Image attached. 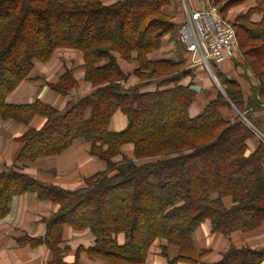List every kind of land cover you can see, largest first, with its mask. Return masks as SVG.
<instances>
[{
  "label": "trees",
  "instance_id": "trees-1",
  "mask_svg": "<svg viewBox=\"0 0 264 264\" xmlns=\"http://www.w3.org/2000/svg\"><path fill=\"white\" fill-rule=\"evenodd\" d=\"M246 1L227 0L226 7ZM255 2L234 28L258 85L250 86L245 99L238 82H225L229 100L219 94L202 114L191 118L196 92L180 84L182 75L153 81L162 67L175 65L148 60L173 31L164 10L171 0H119L109 5L106 0H0V120L27 127L17 139L21 147L14 166L0 172V218L9 214L16 197L26 193L59 206L44 220L45 237L29 238L33 245L49 248L51 264H69L64 258L69 248L63 246L67 227L88 230L94 246L80 248L79 253L85 251L90 259L108 264H145L157 240L179 250L171 258L163 248L170 264H262L264 249L234 245L218 262L208 263L205 259L212 251H198L193 242L207 221L213 232L225 236L253 233L264 225V141L251 151L248 142L255 132L240 115L232 121L221 113L231 107L230 101L262 130L254 114L264 110V0ZM255 15L261 20L254 21ZM60 49L82 53L84 82L93 90L69 101L62 111L38 99L10 104L8 97L35 64L47 63ZM114 53L124 59L136 55L140 65L136 76L142 84L122 85L127 77ZM170 84L174 87L161 90ZM49 85L68 97L79 83L65 69ZM118 111L128 125L113 132L111 122ZM37 116L46 120L38 129L32 126ZM78 139L87 142L90 154L105 166L86 179L84 189L69 191L23 172L29 163L63 154ZM128 145L134 147L132 156L122 151ZM137 229L144 232L139 238Z\"/></svg>",
  "mask_w": 264,
  "mask_h": 264
},
{
  "label": "crops",
  "instance_id": "crops-1",
  "mask_svg": "<svg viewBox=\"0 0 264 264\" xmlns=\"http://www.w3.org/2000/svg\"><path fill=\"white\" fill-rule=\"evenodd\" d=\"M198 5L199 3L193 8H197ZM255 5V0H247L241 9L248 11L254 8ZM235 8L237 9V7ZM260 20V15L254 16V21ZM180 44L184 48L181 42ZM57 53L58 51L55 54ZM156 55L157 53L154 57ZM162 59L164 58H158V60ZM59 61L61 59L56 58L55 62L57 63L50 62V66H48L49 64L45 65L47 69L43 70L42 74L40 73L42 68L38 66L39 64H35L34 69L38 70V75L35 78L31 77L24 80L8 97V102L14 105H25L32 104L38 99L58 108L60 111L65 110L67 103L75 99V97H63L48 86L49 82L54 79L57 80L63 72L60 70L62 68ZM63 69L65 70V68ZM79 72V77H76L82 83V71L80 70ZM37 79H43V81L34 82ZM83 87L86 91L90 89L89 84H85ZM193 110L194 105L191 109V114ZM45 121V118L37 116L32 121V126L37 129L41 128ZM127 125V117L118 111L112 119L111 131H123L127 128ZM26 129L27 127L12 121H0V172L7 167L14 166L15 158L21 147L17 139L23 135ZM123 150L124 153L127 152L128 156L133 155V147L131 145L125 146ZM104 169V164L97 157L90 154V145L78 139L61 155L41 158L27 164L24 168V173L44 183L69 191H77L87 186V178ZM58 210L59 206L49 201H41L35 194L26 193L16 197L10 205L9 214L4 218H0V264H51L53 254L49 248L44 244L33 245L29 238H44L47 232L44 220L50 218ZM193 242L198 251L211 250V255L205 261L214 263L221 259V255L227 251L231 244L238 248L250 246L256 249H264V225L253 233H235L227 238L213 233L211 224L206 222L195 232ZM94 243L95 239L88 230L75 232L71 227L65 228V245L63 246L69 248L64 255L65 261L69 264L77 261L80 264H108L101 260L90 259L85 251H80L79 253L80 248L89 249L94 246ZM163 248H166L165 250L171 258L179 254V250L174 246H169L167 241L157 240L152 245L145 264H170L169 259L163 255Z\"/></svg>",
  "mask_w": 264,
  "mask_h": 264
},
{
  "label": "rangeland",
  "instance_id": "rangeland-1",
  "mask_svg": "<svg viewBox=\"0 0 264 264\" xmlns=\"http://www.w3.org/2000/svg\"><path fill=\"white\" fill-rule=\"evenodd\" d=\"M119 0H106V3L113 4ZM202 0H171V5L166 7L165 13L171 17V23L173 24V31L166 35L163 38L162 41V46L159 50L151 53L148 55V60L156 63L160 61H170L174 63L175 66H168V67H162L161 72H160V77L155 78L153 81H161L163 79H174L180 75L183 76L180 84H185V86H191V88L196 92V101L190 106L189 108V115L191 118H195L202 114L204 110L208 107L210 102L217 100V97L219 94L223 95L227 101L229 100L227 95H226V85L225 82H238L240 86L243 88L244 92V97L247 99L250 95V86L251 87H256L259 83L258 79L256 78L255 74L251 69L248 68L246 58L244 56L243 51L240 50L239 48V40H238V47L236 49L234 59H230V63L228 64H210L208 67L205 65H200V66H195L191 62V57L190 55L186 52V49L182 47L180 44V37H179V29L182 23L186 20L187 17V11L191 10L197 3L200 4ZM209 3L213 4L214 0H208ZM227 0H222L220 3H214L215 6H218L221 8L223 11L224 18L229 21L232 26H235V23L237 22V18L242 15L247 13L248 11H245L244 9H241L242 6H238L237 9L235 8H227L226 7ZM123 14L129 18L128 12L125 11ZM131 18V16H130ZM129 18V19H130ZM131 20V19H130ZM254 20V18H253ZM235 29V28H234ZM236 31V29H235ZM237 32V31H236ZM88 40L91 39L90 36L88 37ZM86 38V39H87ZM71 50V51H67ZM247 50V49H246ZM58 53L54 54V59L53 56L52 58L47 62V63H40L37 62L36 64H39L42 68L41 74L43 73V70L47 69V65L50 66V62L54 63L57 59H61L59 61L61 64L60 70L64 71L63 68L70 70L73 72V76L75 79L78 81L79 86L73 92L71 93V97L77 99L78 97H81L85 94L90 93L93 90V85L87 82H84L85 80V62L83 55L80 51L75 50V49H60L57 50ZM56 51V52H57ZM55 52V53H56ZM157 53V55L154 57V55ZM114 56L116 58L117 64L122 70V72L126 75L127 80L122 82V85L125 86V88H129L131 86H138L142 84L141 80L136 76V71L139 70V62L137 61L136 55L131 56L130 59H124L121 57L119 54L114 53ZM60 57V58H59ZM164 58L162 60H158V58ZM53 59V61H52ZM66 62V64H64ZM57 63V62H55ZM44 65V66H41ZM46 65V66H45ZM60 66V65H59ZM82 71V83L76 76L79 77L80 72ZM38 75V70L34 69L30 73L27 79L29 78H35V76ZM26 79V80H27ZM41 80H34V82H41ZM57 80L54 79L53 81L48 83V86L50 87V83H54ZM89 84L90 89L89 91H86L83 86L85 84ZM171 86L169 87H162L161 90L165 88H170L174 87V84H170ZM151 90V89H150ZM69 97V96H68ZM73 99V100H75ZM247 102V101H246ZM230 106L231 107H225L221 110L222 115L227 118L231 119L232 121L234 120V115H240L241 118L245 121V123L255 132V136L250 139L248 142L250 145L251 151H254L260 144V142L263 140L264 141V110H261L259 113L254 114V118L257 120H261L260 127L262 130L256 129L253 124L245 117V113L241 112L234 104H232L230 101ZM194 105V110L191 114V109ZM261 108H264V103L262 104ZM252 111V110H251ZM253 112V111H252ZM254 113V112H253ZM174 115V112L172 113ZM174 117V116H173ZM1 121V120H0ZM131 147H133L131 145ZM124 149V147H123ZM122 149L123 153L124 150ZM134 150V147H133ZM127 153V152H126ZM120 157L118 158V160ZM20 166V165H19ZM203 170V169H202ZM24 172V170H23ZM212 174H209L207 179L211 180ZM211 224L210 221H207ZM206 223V222H205ZM149 225H155V223L150 222ZM212 228V224H211ZM144 232L141 230L137 229V236L139 238V234H143ZM215 233V232H213ZM235 233H242V231H237L233 232L229 236L222 235L224 237H231ZM166 241V240H164ZM156 242V241H155ZM154 242V243H155ZM232 247V244L230 247L227 249V251ZM247 247V246H243ZM250 247V246H249ZM253 248V247H251ZM256 249V248H253ZM226 251V252H227ZM224 252V253H226ZM223 253V254H224ZM222 257V255H221Z\"/></svg>",
  "mask_w": 264,
  "mask_h": 264
},
{
  "label": "built area",
  "instance_id": "built-area-1",
  "mask_svg": "<svg viewBox=\"0 0 264 264\" xmlns=\"http://www.w3.org/2000/svg\"><path fill=\"white\" fill-rule=\"evenodd\" d=\"M179 37L195 66L224 64L234 57L238 47L234 27L224 18L221 8L208 0L187 11Z\"/></svg>",
  "mask_w": 264,
  "mask_h": 264
}]
</instances>
